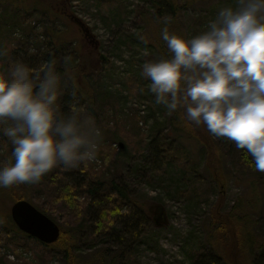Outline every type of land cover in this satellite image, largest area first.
<instances>
[{
	"label": "rangeland",
	"instance_id": "obj_1",
	"mask_svg": "<svg viewBox=\"0 0 264 264\" xmlns=\"http://www.w3.org/2000/svg\"><path fill=\"white\" fill-rule=\"evenodd\" d=\"M109 3L123 6L125 15L109 17L105 12ZM227 4L228 0H201L181 11L178 27L183 36L190 38L206 30L208 21ZM35 6L40 11L33 12ZM62 11L89 29V41L83 40L79 28ZM13 19L20 26L11 28ZM161 19L166 18L157 17L147 0L0 1V42H10L12 51L18 49V55L33 67L43 63L39 59L52 40L76 51L81 65L91 68L89 89L92 94L98 92L94 107L103 135L98 157L90 162L94 173L102 170L109 181L119 177L126 187L128 200L119 212L121 217L97 241L74 237V256L78 264H124L125 257L127 264H248L246 250L234 246L228 232L223 237L217 233L219 222L229 221L232 215L235 222L260 221L261 226L254 227L257 240L251 246L257 263L264 264V171L253 176L240 155L219 142L206 126L211 140L203 145L185 133L181 138L174 135L170 122L177 110L169 114L163 104H157L150 78L142 75L146 61L160 59L153 34ZM31 55H38V61ZM208 145L214 149L210 155ZM161 146L170 161L153 171L150 163ZM101 151L111 157L106 160ZM12 162V145L0 128V166ZM214 168L221 178L215 176ZM73 176L79 181L78 175ZM16 185L1 197L4 225L14 201L26 197L32 203L37 189H29L27 182ZM51 207L48 217L61 231L72 233L70 240L81 229L77 220L61 205L52 203ZM159 209L165 221L156 225ZM12 231L16 235L0 241V264H68L61 250L21 236L17 229ZM214 233L222 240L211 247L208 239ZM213 251L223 259H216Z\"/></svg>",
	"mask_w": 264,
	"mask_h": 264
},
{
	"label": "clouds",
	"instance_id": "obj_2",
	"mask_svg": "<svg viewBox=\"0 0 264 264\" xmlns=\"http://www.w3.org/2000/svg\"><path fill=\"white\" fill-rule=\"evenodd\" d=\"M170 22L161 33L170 55L142 65L156 103L169 114L183 108L187 121L234 141L264 171V0H232L190 38L170 32ZM11 51L10 42H0V64L7 62L0 67V128L14 158L0 166V186L36 183L58 165L96 160L101 128L75 104L61 110L57 61L32 67L9 61Z\"/></svg>",
	"mask_w": 264,
	"mask_h": 264
},
{
	"label": "trees",
	"instance_id": "obj_3",
	"mask_svg": "<svg viewBox=\"0 0 264 264\" xmlns=\"http://www.w3.org/2000/svg\"><path fill=\"white\" fill-rule=\"evenodd\" d=\"M147 1L151 4V8L154 10L157 17L160 18L161 16H163L166 19L168 17H171V22L170 24H168L170 32H174L178 35L183 36L181 29L178 27L181 11L190 8L196 1L201 0ZM231 2L232 0H228V4ZM124 10L125 9L123 8V6L119 4L113 5L109 3V7H107L105 12L109 17H122L125 15ZM32 11L35 12L40 10L35 6L33 7ZM166 19H161L163 21L159 22L153 34L156 49L160 58H165L170 55L166 43L161 35L162 29L165 26L164 22ZM21 24L23 26L26 23L21 22ZM10 25L11 28L14 26H20V21H16L13 19L12 22H10ZM65 45L66 44L59 45L50 40L46 45V55L43 54L39 60L45 62L51 59H55L57 61V69L62 73L63 77V95L60 100L61 110L63 112H68L71 110L72 105L75 104L77 107L82 108L85 114L93 116L97 122V125L99 126L100 123L94 107L95 102H97L98 92L96 90H93L92 94L90 93L89 89L93 82L91 68L89 69L86 64L81 65L80 57L77 52L68 47L66 49H63V46ZM57 46L62 47L58 49ZM17 50L18 49L12 51L10 60L23 59L28 63L29 61H26V58H21L18 55ZM52 52L53 54H51ZM37 56L38 55H31V59H35L37 62ZM65 56L72 57V62L69 66H65L63 63V58ZM29 63L32 66V63ZM170 125L172 127L174 135L177 136V134H179V138H181L185 133L186 137L190 138L191 140L198 141L201 145H203L207 139L211 140L210 135L205 131V125H196L187 121L183 108H180L176 111V114H174V117L171 119ZM207 141L209 143V140ZM219 142H223L224 144L229 145L230 149L232 151H235L234 153L239 154L240 161L247 165V167L249 168L248 171L252 172L253 176H260L258 174L260 170L255 167L254 159L250 154H248L246 149L237 148L235 146V142L228 139L227 137H219ZM162 146L160 148L157 147L156 154H154V158L150 163L153 171H156L159 165L168 164L170 161V157H166L165 146ZM207 148L210 149V145H208ZM110 149L111 147L108 150ZM213 151L214 149L212 147L211 151L208 150V154L210 155ZM101 154L106 160L111 157L110 153H106L105 155L101 151ZM93 169L94 166L91 164V162H83L78 167L74 168L58 165L57 167H54L52 170L46 173L39 182H27V187L29 189L34 190L35 187L38 189H36V191H33V202H30L32 205H34V207H36V209H38L47 217L48 215L51 217V212L53 211V209H51V204L54 203L56 205H61L66 212L69 211L72 215L73 221L74 219L77 220L78 227L81 229H79L77 233L74 234L73 237H71L70 240H68V236H71L72 233L61 231V236L56 243L50 246L44 245L48 248L50 247L56 250H61L68 264H78L72 250L74 246V243H72L74 237L79 236L81 239L86 240V236H88V238H91L95 241L99 240L102 236L101 232L105 233L110 230V226L112 225V223L116 222L119 217H121L119 216V212L122 210L123 206L128 200L125 194L126 187L119 177L111 175V177L115 178L113 181H109V179H104L102 170L94 173ZM213 172L214 174L216 173L219 178H221L217 169L214 168ZM73 175H78L80 178L79 181H75L76 178H74ZM101 178L106 181H103ZM217 182L221 183L219 179L217 180ZM13 188H18V186L16 184H13L11 186H0V202L3 201V199L1 198L2 195L5 194V192L10 193ZM80 194L85 195L86 198L82 199L80 197ZM18 200L28 201L25 197L19 198L14 202ZM251 208L255 209L254 206H251ZM263 212L262 219L264 218ZM229 217V221L223 219V222H219L220 227L217 229V233L222 235L223 237V234L228 232L231 236L230 240L235 244L234 246L240 247L241 250H246V259L248 260V264H258L254 257V245L251 246V244L254 243L256 239L254 237L255 233H253L254 227L256 226V224H258V227L261 226L260 221L243 219L241 221L235 222L234 220H232V215H229ZM4 220L6 221L7 226L4 225V223L0 219V241H5V238L9 234L11 235L15 233L14 231H12V229H16L8 216L4 217ZM132 225L133 224H129V227ZM139 228L140 230H142L141 226H139ZM262 232L264 234L263 229ZM18 234L24 236L20 232H18ZM218 234L214 233L209 236L210 239H208V242L211 247H214L215 243L222 240L218 237ZM212 255H214L216 259H223L220 254L214 253V251L212 252ZM124 264H127L126 257L124 258Z\"/></svg>",
	"mask_w": 264,
	"mask_h": 264
},
{
	"label": "water",
	"instance_id": "obj_4",
	"mask_svg": "<svg viewBox=\"0 0 264 264\" xmlns=\"http://www.w3.org/2000/svg\"><path fill=\"white\" fill-rule=\"evenodd\" d=\"M74 21L87 35L88 30L84 28L83 24L77 19H74ZM158 213L160 216H157L154 221L156 225L161 220L165 221L163 211L159 209ZM10 217L21 233L39 241L41 244L52 245L60 237L61 230L58 225L27 201L20 200L14 203L10 207Z\"/></svg>",
	"mask_w": 264,
	"mask_h": 264
},
{
	"label": "flooded vegetation",
	"instance_id": "obj_5",
	"mask_svg": "<svg viewBox=\"0 0 264 264\" xmlns=\"http://www.w3.org/2000/svg\"><path fill=\"white\" fill-rule=\"evenodd\" d=\"M64 13H65L66 17H68V18L70 17L67 12L64 11ZM79 31H80L84 41H89L91 39L90 33L86 35L80 28H79Z\"/></svg>",
	"mask_w": 264,
	"mask_h": 264
},
{
	"label": "built area",
	"instance_id": "obj_6",
	"mask_svg": "<svg viewBox=\"0 0 264 264\" xmlns=\"http://www.w3.org/2000/svg\"><path fill=\"white\" fill-rule=\"evenodd\" d=\"M8 257H9L11 260H14V259H15L14 255H9Z\"/></svg>",
	"mask_w": 264,
	"mask_h": 264
}]
</instances>
